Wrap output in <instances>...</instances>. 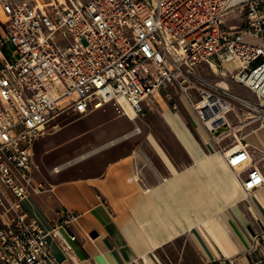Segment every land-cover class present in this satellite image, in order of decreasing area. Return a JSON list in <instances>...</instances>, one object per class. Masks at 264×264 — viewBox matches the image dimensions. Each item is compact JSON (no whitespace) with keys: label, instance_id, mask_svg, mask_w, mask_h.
I'll return each instance as SVG.
<instances>
[{"label":"built area","instance_id":"built-area-1","mask_svg":"<svg viewBox=\"0 0 264 264\" xmlns=\"http://www.w3.org/2000/svg\"><path fill=\"white\" fill-rule=\"evenodd\" d=\"M232 11L244 21L223 29ZM0 12V264H62L54 241L74 257L68 229L77 214L59 209L46 230L24 209L47 190L34 181L33 144L64 113L113 103L134 121L158 101L178 110L181 96L239 174L226 152L248 150L243 129L264 124V0H0ZM213 67L254 100L208 79ZM239 170L247 172L240 190L253 201L264 172L252 158Z\"/></svg>","mask_w":264,"mask_h":264},{"label":"crops","instance_id":"crops-1","mask_svg":"<svg viewBox=\"0 0 264 264\" xmlns=\"http://www.w3.org/2000/svg\"><path fill=\"white\" fill-rule=\"evenodd\" d=\"M239 14L242 24L244 14ZM235 19L233 18V20ZM222 26L225 29L238 25L234 23L227 25L222 22ZM209 75L212 76L211 79L209 78L210 80L231 90L228 83L222 79L225 78L233 82L227 71L217 70L214 73L207 71L205 76L208 78ZM251 96L253 97V95ZM175 100L178 104L176 111L171 110L165 102L158 101L156 108L146 106L144 115L164 105L168 109L164 112L165 120L175 136L176 131L169 123L168 118L173 119L178 127L184 126L187 131L185 133L188 136L191 135V141L200 154L218 152L217 147L199 124L186 101L178 95L175 96ZM182 109L187 111V116L183 115ZM228 118L231 122H236L232 113L228 114ZM246 128L243 129V132ZM261 131L264 132V129ZM177 140L193 164V154L178 137ZM260 144L264 146V142ZM248 151L250 153L249 145ZM137 159H139L137 154L133 153L107 165L99 177L62 180L48 185L46 191L31 195L24 202L27 217L38 219L46 230L54 223L55 213L59 209H68L79 216L76 223L68 229L77 237L72 246L71 253L74 255V257L71 255L72 259H69V256L58 248L57 242L54 241L50 244L55 257L62 264H167V260L162 256L160 250L157 252L158 257L150 256L148 253L150 258H145L143 256L146 254L145 244L147 243L145 240L132 232L127 236L123 228L124 223L133 217L131 207L139 195V189L157 187L165 178H168L165 177L162 170L154 168L148 159L144 158L142 167ZM252 159L255 161L253 156ZM139 161H143V159H139ZM163 168L167 170L169 177L173 172L179 173L167 162L163 163ZM228 168L238 178V192L233 200L224 204L220 211L214 213L210 223L209 220L199 222L160 243L161 245L184 244L185 250L177 260L178 263L264 264V187L255 192L253 201L245 199L244 196L239 198V178L246 180L247 172L240 171L238 167H235L239 171L238 174L230 166ZM130 175H137L138 186L127 181ZM161 245L157 247L159 248Z\"/></svg>","mask_w":264,"mask_h":264},{"label":"rangeland","instance_id":"rangeland-1","mask_svg":"<svg viewBox=\"0 0 264 264\" xmlns=\"http://www.w3.org/2000/svg\"><path fill=\"white\" fill-rule=\"evenodd\" d=\"M239 15L237 11H232L223 17L222 22L227 25L229 23L241 25ZM4 21L5 18L1 14L0 24ZM209 78L211 79L212 76L209 75ZM222 79L228 83L234 93L248 100H254L240 85ZM165 110L168 109L162 105L153 112L138 116L134 121L123 116L119 107L113 103L94 109L86 115L72 112L62 114L45 128L44 135L37 138L33 144L34 181L42 182L48 187L62 180L99 177L107 165L133 153H136L139 159H143V161L137 159L141 167L144 166V158H146L154 168L162 170L165 177H169V174L164 170L163 163L171 164L175 171L180 172L191 165L192 160L167 124L164 117ZM181 112L187 116V111L182 109ZM134 123L141 130L139 134L103 148L109 142L133 132ZM259 126L258 122L253 123L243 133ZM260 141L264 142L262 131L252 134L248 139V145L250 154L264 170V149L259 148L262 146ZM84 155L88 156L79 160ZM241 157L244 164L245 157L243 155ZM68 163L70 165H67ZM56 168L62 170L56 173ZM176 173L178 172H173L172 175ZM127 181L133 183L131 175ZM243 196L244 194L239 190V198ZM184 247V244H163L149 251V255L158 257L157 252L160 250L167 264H180L177 260L182 256ZM149 255L145 254L144 257L150 258Z\"/></svg>","mask_w":264,"mask_h":264},{"label":"bare ground","instance_id":"bare-ground-1","mask_svg":"<svg viewBox=\"0 0 264 264\" xmlns=\"http://www.w3.org/2000/svg\"><path fill=\"white\" fill-rule=\"evenodd\" d=\"M224 65L230 70L236 62H225ZM213 68L217 72V69ZM125 111L130 119L135 118L130 108L125 107ZM168 120L176 131L178 139L193 154L194 162L181 172L165 178L157 187L139 189V195L137 194L132 206L133 217L124 223L123 228L127 236L132 232L145 240L146 254L161 245L160 243L199 222L209 220L210 223L213 220L212 215L220 211L224 204L232 201L238 191V178L228 168L224 156L219 152L200 154L191 141V135L185 133L187 131L184 126L178 127L173 119L168 118ZM262 129L264 124L244 133V140L248 141L252 134H257ZM133 135V132L127 133L103 148L129 139ZM261 148L264 149V146ZM88 155L78 158L81 160ZM241 155L245 157L244 164L252 158L249 151L243 150L241 146L233 147L226 152V156L238 169L242 165ZM61 170L62 168H56L55 172L59 173ZM131 181L138 186L137 175H131Z\"/></svg>","mask_w":264,"mask_h":264}]
</instances>
